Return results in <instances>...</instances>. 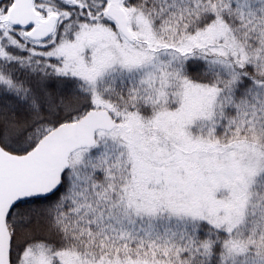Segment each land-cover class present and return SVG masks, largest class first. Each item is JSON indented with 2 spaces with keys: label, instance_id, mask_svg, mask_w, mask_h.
Returning a JSON list of instances; mask_svg holds the SVG:
<instances>
[{
  "label": "rangeland",
  "instance_id": "374dc122",
  "mask_svg": "<svg viewBox=\"0 0 264 264\" xmlns=\"http://www.w3.org/2000/svg\"><path fill=\"white\" fill-rule=\"evenodd\" d=\"M124 1L129 40L99 18L87 19L76 35L75 24L65 23L60 34L21 47L22 82L0 70V88L7 98L20 96L23 105L21 114L6 115L13 126L0 127V140L12 153L31 149L39 135L86 109H107L115 122L109 132L96 133L91 149L69 156L57 197L34 206L32 217L30 209H21V222L9 221L11 264H54L50 246L59 234L86 226L80 212L94 218L88 226L126 243L136 241L139 254L126 264H195L193 256L202 264H264V79L251 96L257 104H229L232 83L239 80L235 64L253 63L264 74V0H178L195 3L211 18L225 19L236 6L235 30L213 24L204 32L207 25L185 22L175 0H153L148 15L155 25L133 18ZM39 3L40 19L57 14L53 0ZM86 3L69 4L80 13ZM9 6L0 8L1 28L10 25ZM103 13L104 8L98 17ZM66 17L63 12L58 22ZM11 41L18 47V40ZM189 57L203 58L215 87L194 76ZM52 74L62 75L55 76L57 85L47 78ZM64 81L76 84L78 99L69 97ZM115 87L119 95L112 97ZM65 204L72 208L69 220ZM161 221L168 228L154 229ZM199 221L217 231L199 237ZM94 248L96 260L81 261L105 264L102 248ZM118 255L109 264H123ZM54 260L61 261V255Z\"/></svg>",
  "mask_w": 264,
  "mask_h": 264
},
{
  "label": "trees",
  "instance_id": "16d2710c",
  "mask_svg": "<svg viewBox=\"0 0 264 264\" xmlns=\"http://www.w3.org/2000/svg\"><path fill=\"white\" fill-rule=\"evenodd\" d=\"M9 1L10 0H0V8H3L5 2L7 4V2H9ZM173 2L176 3L175 6L179 12H180L179 8L181 9L182 18L189 25H194L197 27H201V26L204 27L205 25H207L206 27L201 29L203 32L210 29L209 25H213V24H214L215 28H217L218 30H220L221 27H223V26H227V28H229L230 30H235V28L239 26L238 10H237L236 6H233L231 9H229L230 11L228 13H226L225 19H222L221 17L211 18L210 16H207L204 13L198 12V10H197L198 7L193 2H190V3L187 2V4L186 3H184V4L179 3L178 0H175ZM154 3L158 5V3H156V2H154ZM124 5H125V8L129 12H131L133 18L138 17L139 19L143 20V23L145 22V25H153V24L155 25L156 24L155 22L153 23L152 20H150L149 15H148L149 13H152L151 11L155 8V6L153 4V0H125ZM139 5H142L143 9L139 8ZM186 6H188L187 10L184 9ZM161 7H162V10L166 9L164 4ZM202 23L204 24V26L202 25ZM241 33L242 32H240L239 35ZM4 38H7V36L5 34L0 33V44H7V41ZM227 44L231 45V43H229V42H227ZM235 57H236V55L234 56V58ZM187 59H189L193 63V66H192L193 67V74L199 80H201L200 82L205 83V85H210L211 87H215L217 85L215 83L216 77H212L213 73L212 72L206 73L207 67L205 64L202 65L203 58H200V60L199 59L196 60V58L189 57ZM20 60H21V56H20L19 50L14 49L13 47H11V48L7 47L3 54L0 52V70L2 72H6L8 77L13 79L14 81L16 80L18 82H22L21 81V75H23L26 71H24V69H22ZM189 60H188V62H189ZM219 60H222V58H219ZM232 60H234L233 62L235 64V62H236L235 59H232ZM186 62H187V60H186ZM227 62L233 64L230 60H228ZM235 65H236V71L238 73L235 71L234 72L236 73V76H237V78H239V80L236 83L235 82L232 83L234 85V87H233L234 90H233V95L230 97L229 104H231V106L233 108H236V107L237 108L238 107L244 108V107H246V104L248 102L251 104L252 103L257 104V102L255 101L256 100L255 97L252 99L251 96L253 95V93L256 90L255 88H256L257 82L259 80L261 81L262 79H264V74H260L259 73L260 71L258 70V68L253 63H248L245 66L244 65H237V64H235ZM200 66H202V68ZM199 67L201 68L200 69L201 74L200 73L197 74ZM219 67H221V65H219L218 68ZM221 68L223 69V67H221ZM187 71H189V67H187ZM189 74H192V73L189 72ZM55 76H62V75H55ZM55 76H53V74H52V75H48L47 78L50 79L53 77L51 79L52 81L50 83L53 82L54 84L57 85L58 81L55 79L56 78ZM46 82L49 83V81H46ZM59 83H60V81H59ZM116 83L117 82H115V84ZM62 85L68 86L67 92H68V95L70 98H72L73 100L79 98V93L76 91L77 89H75V87H74V85H76L75 83L72 85V83H68V82L64 81L62 83ZM120 85H121V83L119 82L116 84V87L118 88V87H120ZM48 87H50V85ZM116 87L113 91L116 94L110 93V95L112 97H116L117 95H119V90H117ZM218 87H219V85H218ZM89 94H91V93H89ZM100 94L104 95L105 93H100ZM40 99H41L40 102H43L44 104H46L45 102H47L46 101L47 97L46 98L42 97ZM261 104H262V102H261ZM26 108H28V110L31 109L29 107H26ZM21 110H23V105H22L20 96H14V97L11 96V97L7 98L4 91H2V89L0 88V114H1V116H0V127H2V124H4V123L5 124L10 123V125L13 126V123L10 122V119L6 115L8 114V112L19 115V114H21ZM86 110L88 111L89 109H86ZM86 110H85V112H86ZM0 131H1V128H0ZM99 132L107 133L109 131H99ZM4 134L7 136L9 134V131H5ZM42 135H39V138ZM28 150L29 149H27V150L22 149L18 152L23 153V152H27ZM84 150H87V149H84ZM92 178H94V180H97L98 177H96V178L92 177ZM63 181H64V178H63ZM62 185H63V183H62ZM61 188H62V186H61ZM61 188L57 191V193H55L51 196L49 195V197L30 199V200L22 201V202L18 203L12 209L10 216H9V221L12 219V217H14V219L18 220V222H21V215H20L21 209H26V210L30 209L31 210L30 217H32L31 214L33 213V207L34 206H40L42 203L45 204V203L53 200V198L58 196ZM64 211H65L64 213H65V218H66L65 220L71 219L72 208L69 204L64 205ZM27 215H29V214H27ZM79 219L86 222V226L79 225L80 226L79 229H70L65 234H64V232H62V234H59L58 232L55 231V233L59 234V240H57V242L53 243L50 246L51 254H53L54 259L57 258L58 254L61 255V261L53 259L54 264H84L81 260H83L85 262L92 260L94 262V260H96L94 258V255H96V254L93 253V251L95 249L94 247L102 248V250H103L102 251V256H103L102 259H103V262L105 264H109V262L111 261V257L115 256L116 253H119V255L121 257H123V259H122L123 264L128 263V261H127L128 257L132 256L131 259L135 260V256H137V254H139L138 253V251H139L138 246L139 245L136 243V241H133V243H131V241H130V243L129 242L126 243L124 241H120L119 238L115 239L112 236H108L106 233L105 234L102 233L103 231L101 230V228L94 229V228L88 226L87 222H91L94 218H91L90 216H87V215L83 216V214L81 212L79 214ZM207 221L206 222L199 221L198 223L195 224L196 225L195 227L199 231V232L197 231V234L201 238H205V236L206 237L210 236L209 233H207V232H215L214 230L217 231V229H214ZM154 224L156 226H153V228L156 230L159 229L162 231V230H166L168 228L167 222H165V223H163L162 221L160 223L154 222ZM160 226L162 228H160ZM62 231H64V229H62ZM182 251H184V250H182ZM114 252H115V254H114ZM184 252H182L183 256H184ZM185 255L190 256V253L185 252ZM195 259H196V257L193 256L192 260L195 264H202V263H200V261L196 262ZM65 260H67V263L64 262ZM177 260L182 261V258L177 257Z\"/></svg>",
  "mask_w": 264,
  "mask_h": 264
},
{
  "label": "water",
  "instance_id": "95a60500",
  "mask_svg": "<svg viewBox=\"0 0 264 264\" xmlns=\"http://www.w3.org/2000/svg\"><path fill=\"white\" fill-rule=\"evenodd\" d=\"M121 0H109L107 14L120 32L129 40L128 21L120 6ZM10 15L31 20L29 0H19ZM19 16V17H18ZM55 17L39 22L33 37L50 33ZM115 122L107 110L93 109L75 121L61 123L38 141L36 146L23 154H13L0 146V264H10V235L5 219L10 209L20 201L47 197L61 184L63 172L68 167V157L77 149L91 148L98 130H111Z\"/></svg>",
  "mask_w": 264,
  "mask_h": 264
},
{
  "label": "flooded vegetation",
  "instance_id": "af4514ba",
  "mask_svg": "<svg viewBox=\"0 0 264 264\" xmlns=\"http://www.w3.org/2000/svg\"><path fill=\"white\" fill-rule=\"evenodd\" d=\"M40 0H29V4L30 7L32 9V17L30 21H27V19L24 18H17L16 20H14L11 15L10 12L11 10L16 7L18 5L19 0H10L9 2H5L4 7L10 4L8 10H7V19L9 20L8 23L10 25H8V27H4L1 28L0 27V33L1 34H5L7 36V38H4L7 41V44H0V52L3 54L5 49L7 47H13L14 49H18L20 52V56H21V47L22 46H28V45H33L34 42L37 41H41V40H45L48 37H51L53 34H60V29L63 27V24L65 23H74L75 25H73L72 27H76L77 32L75 33L78 34L82 29L80 28V25H82V23H85V21L89 18L91 19H100L102 21V24H109V26H114L118 29L117 23L110 18V16L107 14V9H108V0H87V3L85 4L84 8H81L80 13L78 11V9L72 5L69 4L71 0H53L55 3L53 4L52 8L56 11L57 14H59V17L57 14H49L46 18L40 19V17L38 16L37 12L40 11ZM96 1H101L102 6L96 5L97 2ZM35 5V6H34ZM104 8V16L106 17H98L99 13H102V10ZM101 9V10H99ZM42 10V9H41ZM63 12H67L68 13V17H66L67 19H65L64 21H59L58 22V18L61 20L62 14ZM82 14H84V16H82ZM51 16L55 17L54 20V25L51 28V31L49 34L41 37H33L31 36L33 34V31L35 30L36 27H38L39 22H44L48 19H50ZM19 17V16H18ZM96 22V20H95ZM59 24V25H58ZM2 29H5V31H3ZM7 30V31H6ZM15 30H20L21 31V36L17 35V32ZM120 32V31H119ZM25 33V35L23 34ZM121 33V32H120ZM12 39H16L17 41V46L16 47L13 42L11 41ZM30 48V47H29ZM0 146L4 149L7 150L8 148L6 146H4L2 140H0ZM17 205V204H16ZM14 205V206H16ZM14 206L10 209V211L8 212V216H6L5 219V224L7 227V230L9 232V216L10 213L12 211V209L14 208ZM10 235V232H9ZM10 245H11V236H10ZM9 256H10V252H9ZM11 257V256H10ZM9 257V258H10ZM10 261V259H9ZM11 264V262H10Z\"/></svg>",
  "mask_w": 264,
  "mask_h": 264
}]
</instances>
